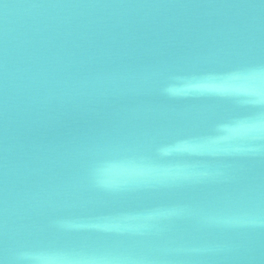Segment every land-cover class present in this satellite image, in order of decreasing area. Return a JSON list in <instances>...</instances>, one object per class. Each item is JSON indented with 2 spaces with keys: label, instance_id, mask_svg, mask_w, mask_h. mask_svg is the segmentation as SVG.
Instances as JSON below:
<instances>
[{
  "label": "water",
  "instance_id": "95a60500",
  "mask_svg": "<svg viewBox=\"0 0 264 264\" xmlns=\"http://www.w3.org/2000/svg\"><path fill=\"white\" fill-rule=\"evenodd\" d=\"M5 264H264V0H0Z\"/></svg>",
  "mask_w": 264,
  "mask_h": 264
},
{
  "label": "snow or ice",
  "instance_id": "6c2138e0",
  "mask_svg": "<svg viewBox=\"0 0 264 264\" xmlns=\"http://www.w3.org/2000/svg\"><path fill=\"white\" fill-rule=\"evenodd\" d=\"M0 264H5V260L3 258H0Z\"/></svg>",
  "mask_w": 264,
  "mask_h": 264
}]
</instances>
